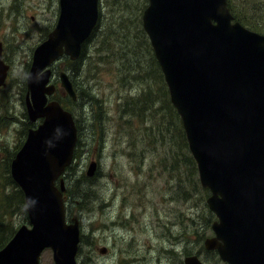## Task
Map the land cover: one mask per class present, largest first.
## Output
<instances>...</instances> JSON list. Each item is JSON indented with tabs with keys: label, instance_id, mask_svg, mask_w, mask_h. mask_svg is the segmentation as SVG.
Listing matches in <instances>:
<instances>
[{
	"label": "water",
	"instance_id": "water-1",
	"mask_svg": "<svg viewBox=\"0 0 264 264\" xmlns=\"http://www.w3.org/2000/svg\"><path fill=\"white\" fill-rule=\"evenodd\" d=\"M98 16V0H59L54 28L33 50L24 103L30 121L43 120L28 129L10 163L29 226H19L0 249V264H39L45 248L54 264H81L78 219L67 222L63 198L77 127L69 110L48 100L56 89L50 66L62 56L79 57ZM142 27L181 118L200 184L210 190L206 202L217 220L205 248L228 264H264V34L233 21L226 0H148ZM8 68L0 60V86ZM58 80L75 100L68 72L60 70ZM96 168L91 161L86 175ZM184 263L204 264L196 255Z\"/></svg>",
	"mask_w": 264,
	"mask_h": 264
},
{
	"label": "rangeland",
	"instance_id": "rangeland-1",
	"mask_svg": "<svg viewBox=\"0 0 264 264\" xmlns=\"http://www.w3.org/2000/svg\"><path fill=\"white\" fill-rule=\"evenodd\" d=\"M235 2L239 20L255 22L264 33V5L252 12L248 0ZM146 5L147 0H98V21L79 57L63 56L53 64L55 99L70 98L59 85L60 70L81 93L65 107L81 136L63 174L67 219H78L76 258L81 264H184L190 251L204 264H228L203 244L214 236L217 217L207 205L210 190L200 184L148 35L140 31ZM0 10L13 60L9 81L0 86V174L6 177V167L13 180L10 163L32 123L24 103L29 61L56 24L59 0H0ZM93 160L97 168L87 176ZM83 175L89 179L71 185ZM17 223L15 230L25 224L20 218ZM39 264H54L50 248L41 252Z\"/></svg>",
	"mask_w": 264,
	"mask_h": 264
},
{
	"label": "trees",
	"instance_id": "trees-1",
	"mask_svg": "<svg viewBox=\"0 0 264 264\" xmlns=\"http://www.w3.org/2000/svg\"><path fill=\"white\" fill-rule=\"evenodd\" d=\"M264 5V0H248V8L252 11L255 12L256 9H260L261 6ZM227 7L229 8L231 14L233 15L234 19L237 21H240L239 19L241 18L239 13L235 10L236 8V2L235 0H227ZM244 26L257 31L258 28L257 26L253 25L256 24L255 22L252 23V25H246L244 22L241 20L240 21ZM140 31L144 35V31L142 28H140ZM78 60L77 62H79ZM68 63H71L70 61ZM69 70V69H68ZM74 74L71 72V77ZM167 93V92H166ZM56 94L53 96L55 98ZM81 96V93H79V96ZM168 99V97H167ZM64 107L68 106V104H75L76 102H72L70 98H62L61 100H58ZM169 101V99H168ZM170 104V102H168ZM172 108V106L170 105ZM132 110L137 112L138 111V105L137 103L132 105ZM174 110V109H173ZM173 112V111H172ZM175 112V111H174ZM176 114V112H175ZM177 116V114H176ZM75 118V117H74ZM76 127L78 130V140H77V146L79 145L81 141V136H80V128L77 123V120L75 119ZM75 155H76V150H75ZM0 168H4V164L0 165ZM7 171V172H6ZM5 172H6V177H3L0 174V248H2L5 243L11 238L13 233L15 232L16 225L19 222V218L25 223L28 224V218L26 215V211L24 209V194L23 191L17 186L15 182L11 179L8 169L5 167ZM89 178H86L85 175H83L81 178H77L74 183H71V185L75 186H81L83 181L88 180ZM7 184L10 185L11 187L4 191V188L7 187ZM84 187H86L84 185ZM84 190H87L88 188H83ZM68 190V188H67ZM207 190V188H206ZM87 205V203H86ZM82 206L81 209L85 208V206ZM16 215V221H12L14 216ZM7 219H9L7 221ZM14 225V226H12Z\"/></svg>",
	"mask_w": 264,
	"mask_h": 264
},
{
	"label": "flooded vegetation",
	"instance_id": "flooded-vegetation-1",
	"mask_svg": "<svg viewBox=\"0 0 264 264\" xmlns=\"http://www.w3.org/2000/svg\"><path fill=\"white\" fill-rule=\"evenodd\" d=\"M1 11V10H0ZM4 14V13H3ZM4 15H8V13L7 14H4ZM9 37L3 32V31H1V29H0V51H1V53H0V60L4 63V64H6V65H8L9 66V68H8V70H7V72H6V77H5V80H4V82H5V85L4 86H6V83L9 81V76H10V73H11V71H12V66H13V64H12V62H13V60H12V58H11V52H10V50H9ZM30 62V61H29ZM30 64V63H29ZM2 86V85H1ZM42 121V119H39L36 123H34L33 124V122L31 123V126L30 127H36L37 125H38V123L39 122H41ZM30 123V122H29ZM27 124V123H26ZM29 127V128H30ZM29 128H27V129H29ZM23 135V134H22ZM21 142H23V141H21ZM20 142V143H21ZM185 253V256H187V255H190V251H187V252H184ZM195 254V253H194ZM197 256H200V254H196ZM184 256V257H185ZM200 258V257H199ZM204 262V261H203ZM185 264V263H184Z\"/></svg>",
	"mask_w": 264,
	"mask_h": 264
},
{
	"label": "bare ground",
	"instance_id": "bare-ground-1",
	"mask_svg": "<svg viewBox=\"0 0 264 264\" xmlns=\"http://www.w3.org/2000/svg\"><path fill=\"white\" fill-rule=\"evenodd\" d=\"M191 246V245H190Z\"/></svg>",
	"mask_w": 264,
	"mask_h": 264
}]
</instances>
